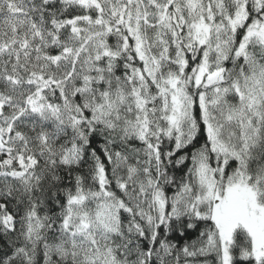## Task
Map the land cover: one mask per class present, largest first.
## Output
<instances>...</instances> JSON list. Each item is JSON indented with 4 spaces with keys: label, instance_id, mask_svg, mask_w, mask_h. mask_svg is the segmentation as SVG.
I'll return each instance as SVG.
<instances>
[{
    "label": "snow or ice",
    "instance_id": "obj_1",
    "mask_svg": "<svg viewBox=\"0 0 264 264\" xmlns=\"http://www.w3.org/2000/svg\"><path fill=\"white\" fill-rule=\"evenodd\" d=\"M237 249L264 264V0H0V264Z\"/></svg>",
    "mask_w": 264,
    "mask_h": 264
},
{
    "label": "trees",
    "instance_id": "obj_2",
    "mask_svg": "<svg viewBox=\"0 0 264 264\" xmlns=\"http://www.w3.org/2000/svg\"><path fill=\"white\" fill-rule=\"evenodd\" d=\"M103 143L102 140H100L99 138H97L96 141H94L93 143V147H96L97 148V151L99 152L100 151V145ZM191 149H189L190 151ZM191 166V162L190 160L189 161H185V164L184 165H181L180 166V169H183V171L186 172L187 170V167H190ZM183 173L180 172V171H177V175H182ZM169 194H171V192H169ZM202 227V225H201ZM190 231H193V235H195L196 233L194 232V230H190ZM174 240H175V235H173L172 237ZM234 264H254L253 261H249V260H245L243 259L240 255H239V250L237 249L236 251H234Z\"/></svg>",
    "mask_w": 264,
    "mask_h": 264
}]
</instances>
